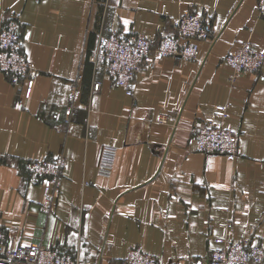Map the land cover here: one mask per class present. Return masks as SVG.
I'll return each instance as SVG.
<instances>
[{
    "label": "crops",
    "instance_id": "crops-1",
    "mask_svg": "<svg viewBox=\"0 0 264 264\" xmlns=\"http://www.w3.org/2000/svg\"><path fill=\"white\" fill-rule=\"evenodd\" d=\"M258 2L0 0V29L20 15L21 50L34 80L25 98L29 77L13 81L0 70L6 243L41 241L80 264H119L135 246L155 254L157 264H208L221 236L248 235L264 247V67L233 80L224 60L247 37L264 50ZM185 10L204 11L211 25L209 39L198 40L200 60L159 58L135 75L131 93L99 67L101 86L91 96L89 55L100 29L142 33L157 46L163 34L177 32ZM79 72L80 96L67 121ZM209 121L239 133L236 160L189 146L193 125ZM104 144L117 149L110 175L97 169ZM60 153V190L48 204L26 162Z\"/></svg>",
    "mask_w": 264,
    "mask_h": 264
},
{
    "label": "built area",
    "instance_id": "built-area-1",
    "mask_svg": "<svg viewBox=\"0 0 264 264\" xmlns=\"http://www.w3.org/2000/svg\"><path fill=\"white\" fill-rule=\"evenodd\" d=\"M258 17L264 18V0L258 2ZM19 14L10 17L0 29V70L9 74L13 81L21 76H28L25 98L29 97L33 88L32 64L21 50ZM175 34H163L157 46L142 33H130L121 36L116 32H98V42L89 55L94 70L90 86L91 96L100 88L101 81L95 72L104 67L112 83L132 92L135 75L144 68L150 67L162 57L180 56L187 60L201 59L198 44L200 39H209L211 25L204 11L185 10L175 23ZM224 60L233 69V80L238 75L255 73L264 67V50L260 49L250 37L240 39L233 49L224 56ZM264 78V74H260ZM83 80L79 72L72 81L69 92L70 103L67 107L66 119L70 120L77 106ZM22 102V99L20 100ZM226 115L223 105L217 106ZM55 116H58L56 113ZM161 121H165L162 119ZM193 132L189 146L203 152L220 153L229 160H236L239 152V133L222 123H197L191 128ZM117 149L113 144H104L98 160V173L110 175L116 158ZM66 164L64 154L55 157H34L26 162L33 176L41 180L45 200L50 204L59 193L63 168ZM208 264H264V247L255 242L251 236L244 235L236 239L226 236L216 237ZM155 254L142 247H130L119 264H157ZM0 264H80L78 258L57 247L41 241H23L15 245L6 243V234L0 227Z\"/></svg>",
    "mask_w": 264,
    "mask_h": 264
}]
</instances>
